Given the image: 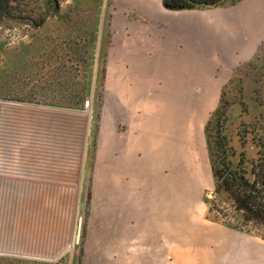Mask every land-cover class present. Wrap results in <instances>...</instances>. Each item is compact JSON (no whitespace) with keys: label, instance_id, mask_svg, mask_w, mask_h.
<instances>
[{"label":"rangeland","instance_id":"1","mask_svg":"<svg viewBox=\"0 0 264 264\" xmlns=\"http://www.w3.org/2000/svg\"><path fill=\"white\" fill-rule=\"evenodd\" d=\"M10 7L0 25V102L63 113L55 149L79 156L81 172L69 183L75 192L64 195V249L37 256L0 240V264H167L159 256L170 249L169 217L178 250L192 226L264 239V224L247 222L214 176L220 112L235 164L244 153L249 169L261 151L264 42L249 64L210 67V77H108L107 0H10ZM120 187L129 188L123 211L106 201ZM121 216L127 225L115 222Z\"/></svg>","mask_w":264,"mask_h":264},{"label":"crops","instance_id":"2","mask_svg":"<svg viewBox=\"0 0 264 264\" xmlns=\"http://www.w3.org/2000/svg\"><path fill=\"white\" fill-rule=\"evenodd\" d=\"M107 3L108 77H210V67L249 64L264 42V0H226L183 11L167 9L164 0ZM62 114L0 102V234L9 236L0 240L23 243L31 255H47L43 251L51 248L49 256H56L64 249V195L75 192L69 183L80 177V157L66 159L55 149L63 139ZM128 189L106 197L108 206L128 208ZM172 219L168 255L159 256L167 264H264V239L229 228L209 235L188 227L184 249L178 250Z\"/></svg>","mask_w":264,"mask_h":264},{"label":"trees","instance_id":"3","mask_svg":"<svg viewBox=\"0 0 264 264\" xmlns=\"http://www.w3.org/2000/svg\"><path fill=\"white\" fill-rule=\"evenodd\" d=\"M221 0H164V6L173 11L193 10L201 4H216ZM10 0H0V25L10 16ZM226 110L218 114L214 150L216 164L214 176L217 192L227 196L238 213H242L247 222L264 224V138L259 140L258 159L246 167L245 154H239L235 164L232 158L237 155L224 134L223 123Z\"/></svg>","mask_w":264,"mask_h":264},{"label":"water","instance_id":"4","mask_svg":"<svg viewBox=\"0 0 264 264\" xmlns=\"http://www.w3.org/2000/svg\"><path fill=\"white\" fill-rule=\"evenodd\" d=\"M226 0H221L219 3L216 4H201L199 7H209V8H215L220 6L223 2H225Z\"/></svg>","mask_w":264,"mask_h":264}]
</instances>
